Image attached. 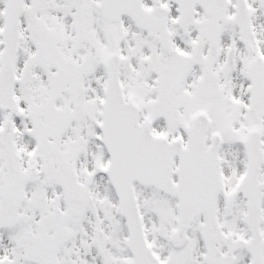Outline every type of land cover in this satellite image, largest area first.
<instances>
[{"label": "snow or ice", "instance_id": "1", "mask_svg": "<svg viewBox=\"0 0 264 264\" xmlns=\"http://www.w3.org/2000/svg\"><path fill=\"white\" fill-rule=\"evenodd\" d=\"M0 264H264V0H0Z\"/></svg>", "mask_w": 264, "mask_h": 264}]
</instances>
